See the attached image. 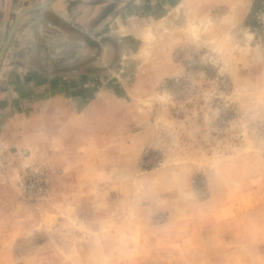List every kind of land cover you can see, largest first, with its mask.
<instances>
[{
	"label": "rangeland",
	"instance_id": "1",
	"mask_svg": "<svg viewBox=\"0 0 264 264\" xmlns=\"http://www.w3.org/2000/svg\"><path fill=\"white\" fill-rule=\"evenodd\" d=\"M0 264H264V0H0Z\"/></svg>",
	"mask_w": 264,
	"mask_h": 264
},
{
	"label": "trees",
	"instance_id": "2",
	"mask_svg": "<svg viewBox=\"0 0 264 264\" xmlns=\"http://www.w3.org/2000/svg\"><path fill=\"white\" fill-rule=\"evenodd\" d=\"M257 4H254V10H255V6H256Z\"/></svg>",
	"mask_w": 264,
	"mask_h": 264
}]
</instances>
